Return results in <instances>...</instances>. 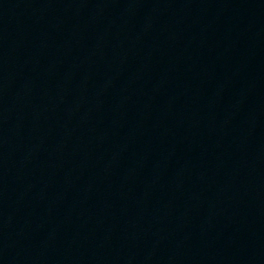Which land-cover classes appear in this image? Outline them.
<instances>
[{
    "label": "water",
    "instance_id": "1",
    "mask_svg": "<svg viewBox=\"0 0 264 264\" xmlns=\"http://www.w3.org/2000/svg\"><path fill=\"white\" fill-rule=\"evenodd\" d=\"M0 264H264V0H0Z\"/></svg>",
    "mask_w": 264,
    "mask_h": 264
}]
</instances>
